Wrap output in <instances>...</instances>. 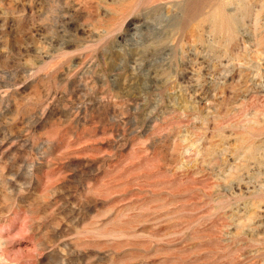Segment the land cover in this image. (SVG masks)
Instances as JSON below:
<instances>
[{"label": "rangeland", "instance_id": "obj_1", "mask_svg": "<svg viewBox=\"0 0 264 264\" xmlns=\"http://www.w3.org/2000/svg\"><path fill=\"white\" fill-rule=\"evenodd\" d=\"M0 264H264V0H0Z\"/></svg>", "mask_w": 264, "mask_h": 264}]
</instances>
